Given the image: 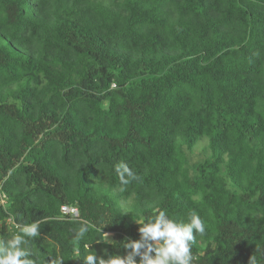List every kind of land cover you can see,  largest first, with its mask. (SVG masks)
Segmentation results:
<instances>
[{
  "label": "trees",
  "instance_id": "trees-1",
  "mask_svg": "<svg viewBox=\"0 0 264 264\" xmlns=\"http://www.w3.org/2000/svg\"><path fill=\"white\" fill-rule=\"evenodd\" d=\"M160 211L204 221L192 264H264V0H0V241L85 264Z\"/></svg>",
  "mask_w": 264,
  "mask_h": 264
},
{
  "label": "clouds",
  "instance_id": "clouds-1",
  "mask_svg": "<svg viewBox=\"0 0 264 264\" xmlns=\"http://www.w3.org/2000/svg\"><path fill=\"white\" fill-rule=\"evenodd\" d=\"M115 171L122 187L140 177L124 162L115 165ZM75 221V214L71 217ZM40 221L17 225L18 234L6 241H0V264H38L39 256L29 245V241L41 235ZM140 225L139 240L126 241L124 248L130 249L126 256L110 255L107 259L97 254L85 256V264H192L196 259L191 252V246L196 244L197 235L206 234V226L201 217L195 212H190L187 222H177L170 219L163 211L148 217L146 221H136ZM80 227L74 230L73 242L83 240L88 232L89 225L80 222ZM104 242L108 241V233H104ZM85 247H88L85 245ZM136 257H140L137 262ZM47 264H63L57 257L47 261ZM249 264H256L254 257Z\"/></svg>",
  "mask_w": 264,
  "mask_h": 264
},
{
  "label": "rangeland",
  "instance_id": "rangeland-1",
  "mask_svg": "<svg viewBox=\"0 0 264 264\" xmlns=\"http://www.w3.org/2000/svg\"><path fill=\"white\" fill-rule=\"evenodd\" d=\"M208 140L203 138L202 140L199 141V143L197 144V146L194 148L193 153L190 154V156L192 157L193 160H198L200 158H203L204 156L209 154V149H208ZM127 210V207H125ZM108 240H112L113 239V234L112 233H108Z\"/></svg>",
  "mask_w": 264,
  "mask_h": 264
},
{
  "label": "built area",
  "instance_id": "built-area-1",
  "mask_svg": "<svg viewBox=\"0 0 264 264\" xmlns=\"http://www.w3.org/2000/svg\"><path fill=\"white\" fill-rule=\"evenodd\" d=\"M61 212H62L63 215H68L70 217H72L73 214H75L76 218L79 216V210H78V208L76 206L63 205L61 207ZM10 221H11V219H10Z\"/></svg>",
  "mask_w": 264,
  "mask_h": 264
},
{
  "label": "bare ground",
  "instance_id": "bare-ground-1",
  "mask_svg": "<svg viewBox=\"0 0 264 264\" xmlns=\"http://www.w3.org/2000/svg\"><path fill=\"white\" fill-rule=\"evenodd\" d=\"M70 218V217H69Z\"/></svg>",
  "mask_w": 264,
  "mask_h": 264
}]
</instances>
